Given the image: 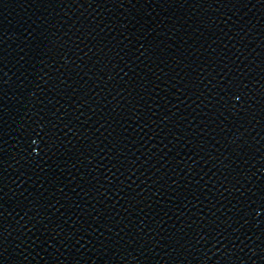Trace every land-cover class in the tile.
I'll return each mask as SVG.
<instances>
[{
	"label": "water",
	"instance_id": "95a60500",
	"mask_svg": "<svg viewBox=\"0 0 264 264\" xmlns=\"http://www.w3.org/2000/svg\"><path fill=\"white\" fill-rule=\"evenodd\" d=\"M0 264H264V0H0Z\"/></svg>",
	"mask_w": 264,
	"mask_h": 264
}]
</instances>
